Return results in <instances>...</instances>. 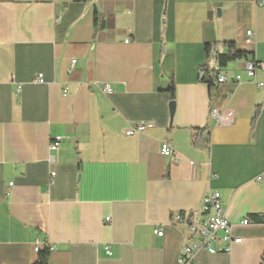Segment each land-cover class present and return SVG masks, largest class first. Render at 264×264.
<instances>
[{"label": "crops", "instance_id": "1", "mask_svg": "<svg viewBox=\"0 0 264 264\" xmlns=\"http://www.w3.org/2000/svg\"><path fill=\"white\" fill-rule=\"evenodd\" d=\"M261 3L0 0V264H34L37 244L49 264H176L195 238L170 218H199L208 191L241 242L192 264H261L264 223L240 222L264 217V71L237 61L216 87L198 72L206 44L264 63Z\"/></svg>", "mask_w": 264, "mask_h": 264}, {"label": "built area", "instance_id": "2", "mask_svg": "<svg viewBox=\"0 0 264 264\" xmlns=\"http://www.w3.org/2000/svg\"><path fill=\"white\" fill-rule=\"evenodd\" d=\"M261 6H264V3H261ZM251 35V32H247L248 38H250ZM129 41L130 39L127 38L124 43H128ZM74 63L75 61L71 60V67ZM244 71L248 78L254 79L257 71H264V63L256 62L254 60L245 61ZM231 80L238 82L240 81V76L236 75ZM228 81V76L223 72L219 73L216 79L218 85H222ZM36 82H43L40 75L37 77ZM258 86L264 88V83H258ZM109 91L110 89L107 85H104L101 89L102 93H108ZM210 117L217 121H228V117H218L215 110L211 112ZM147 128L148 125L145 123H135L124 131V135L132 137L134 135L143 134ZM60 141V137L53 138L49 145L50 150H55ZM160 154L164 157L173 158V151L167 142H161ZM50 176H54V174L51 173ZM259 218L260 222L243 219L240 222V225L247 226L254 223H264V217L261 216ZM105 221H108V219H105ZM170 225L177 229L184 230L189 238H195V241L182 246L176 264H192L195 255L201 251H205L210 255L217 253L228 254L233 244H239L241 242V238L233 235V226L226 219L221 195L216 191H208L203 196L199 218L195 219L190 213H176L171 216ZM161 229V227L156 228L154 234L156 236H161ZM45 246L48 247L50 253L53 252V247L45 244L35 245L33 251L38 254Z\"/></svg>", "mask_w": 264, "mask_h": 264}, {"label": "trees", "instance_id": "3", "mask_svg": "<svg viewBox=\"0 0 264 264\" xmlns=\"http://www.w3.org/2000/svg\"><path fill=\"white\" fill-rule=\"evenodd\" d=\"M76 3H90L93 0H73ZM94 30L98 32L103 27V20L101 15L95 9L93 12ZM205 62L198 68L199 81L208 85L209 87H216V79L221 71H223L228 64L237 61L254 60L253 54L237 50L234 43H215L206 44L204 46ZM255 61V60H254ZM257 62V61H256ZM171 99H173V84L169 87ZM258 115L256 110L252 117V122L255 121ZM254 221L260 222L259 217H252ZM50 252L47 246L37 254V260L34 264H49ZM261 264H264V254L262 256Z\"/></svg>", "mask_w": 264, "mask_h": 264}, {"label": "bare ground", "instance_id": "4", "mask_svg": "<svg viewBox=\"0 0 264 264\" xmlns=\"http://www.w3.org/2000/svg\"><path fill=\"white\" fill-rule=\"evenodd\" d=\"M217 84V83H216Z\"/></svg>", "mask_w": 264, "mask_h": 264}]
</instances>
